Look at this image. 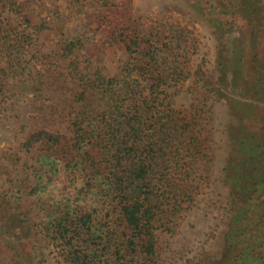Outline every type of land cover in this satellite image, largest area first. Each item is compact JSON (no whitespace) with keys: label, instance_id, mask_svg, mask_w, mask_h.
<instances>
[{"label":"trees","instance_id":"16d2710c","mask_svg":"<svg viewBox=\"0 0 264 264\" xmlns=\"http://www.w3.org/2000/svg\"><path fill=\"white\" fill-rule=\"evenodd\" d=\"M252 1L245 12L240 9L246 5L243 0L232 13L220 6L214 32L225 34L228 27L239 26L238 19L247 20L250 44L263 40L264 16ZM2 3L14 13L20 9L17 0ZM0 30V47L10 55V48L17 49V38L9 28ZM109 34L108 46H120L125 55L119 73L89 65L67 73L79 89L67 131L41 130L26 139L25 151L41 142L36 164H22L24 180L29 196L40 200V231L58 243L65 264H162L161 234L176 232L184 205L195 200L206 180L202 170L207 137L194 116H179L167 93L188 77L195 39L181 26L174 29L169 22L130 17L120 19ZM232 44L234 48L215 61L214 76L195 72L202 91L217 100L240 90L241 32ZM75 45L74 39L64 40L62 49L69 55ZM64 52L42 56L58 64ZM230 138L236 152L222 175L229 189L223 254L215 260L203 255L198 264H264V207L256 211L257 218L241 213L248 186L242 178L251 169L250 184H257L253 171L262 169L263 146L255 133L249 136L244 130ZM253 141L261 152H255ZM244 159L249 164L241 165ZM252 189L257 199L264 197V185Z\"/></svg>","mask_w":264,"mask_h":264},{"label":"rangeland","instance_id":"374dc122","mask_svg":"<svg viewBox=\"0 0 264 264\" xmlns=\"http://www.w3.org/2000/svg\"><path fill=\"white\" fill-rule=\"evenodd\" d=\"M104 1L109 2L107 7ZM241 1L17 0L20 9L14 13L0 0V27L9 28L11 37L17 38V49L10 48V55L0 47V70L5 69L0 72V264H65L58 243L44 238L40 231V200L29 196L22 171L23 163L36 164L41 140L34 142L30 151L24 150L23 143L41 130L60 134L67 131L79 91L77 80L72 81L67 73L74 74L76 67L83 69L87 65L98 66L111 75L119 73L120 59L125 55L120 46H108L106 40L113 25L128 17L147 23L169 22L174 29L181 26L191 30L195 39L188 77L176 88H168L167 93L179 116H194L207 137L202 170L206 180L195 200L184 205L176 232L161 234V263L198 264L203 255L212 256V260L222 256V231L229 200L222 175L228 159L236 152L235 141L230 137L235 138L243 130L249 136L255 133L264 152V39L250 44L247 20L238 19L239 26L228 27L225 34L214 32L216 21L219 24L214 15L221 17L217 14L220 6L231 12ZM243 1L246 5L240 9L250 10L254 2ZM256 1L254 8L264 16V0ZM240 32V90L227 92L225 88L228 99L209 97L196 82L195 72L201 70L214 76L215 61L234 48L232 41ZM69 39H74L76 45L68 55L62 47L64 40ZM54 51L66 54L60 62L56 61L58 64L42 56ZM257 74L261 81L257 82ZM252 144L255 152H261L254 141ZM262 155V169L252 170L257 184H250L251 169L242 178L248 183L244 190L247 204L243 202L241 207L247 219L257 218L256 211L264 207V197L257 199V193L251 191L264 185ZM247 163L248 159H244L241 165ZM238 204L240 207L241 202L235 209Z\"/></svg>","mask_w":264,"mask_h":264}]
</instances>
